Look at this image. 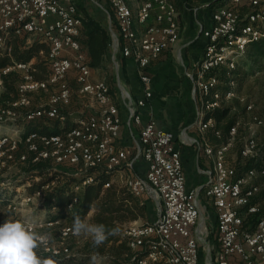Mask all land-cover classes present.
<instances>
[{
	"label": "built area",
	"instance_id": "obj_1",
	"mask_svg": "<svg viewBox=\"0 0 264 264\" xmlns=\"http://www.w3.org/2000/svg\"><path fill=\"white\" fill-rule=\"evenodd\" d=\"M86 1L106 14L110 58L115 69L119 66L116 60L119 56L136 63L141 98L134 100L120 85L117 74L115 81L116 92L127 113L125 124L139 126L137 145L121 148L116 144L123 124L120 112L112 101L113 93L106 80H92V69L79 42L82 22L73 0H0V54L10 53L8 41L12 36H24L26 44L38 40L48 47L49 66L48 76L43 81L32 78L31 63H13L0 70L1 87L6 74L21 71L23 76L16 89V99L0 103V125L15 128L12 135L8 133L10 128L0 132V171L1 159L15 160L13 152L18 151L19 144L23 149L16 160L19 163L25 162L26 155L30 154L32 164L51 161L57 166H73L77 176L85 175L90 168L115 170L119 173L116 181L126 185L134 196L152 198L157 203L152 222L146 225H133L136 223L133 222L124 228L129 248L143 251L135 264H197L200 250L205 255L204 264L264 261V204L258 202L260 196L264 200V156L259 170L238 174L226 165L225 155L235 140L240 121L230 129L225 143L213 146L205 139V132L213 123L204 119L206 112L235 97L236 83L231 76L225 79V90L221 93L218 89L220 74L223 71L233 74L246 46L264 39V0H221L211 11L207 27L197 21L198 32L206 43L199 61L192 70L185 71L193 84L192 96L198 92V138L185 136L180 141L196 145L199 153L211 163L209 169L203 170L206 176L203 197L207 206L214 209L217 247H212L208 241L199 191L185 188L173 134L159 128L150 116L143 123L139 111L152 98V80L147 70L150 62L172 48L179 38L175 0H108L111 12L99 0ZM71 85L80 97L92 101L94 106L90 112L72 117L60 111L70 103ZM49 90L52 94L48 101L29 109L23 116L24 122L32 123L45 117L63 123L69 118L68 128L58 134L29 130L20 136L23 128L13 126L20 116L18 110L28 108L31 95ZM253 109L251 104L245 107L251 118L247 123L249 136L240 149L244 158L257 156L261 147L255 139V131L261 129L264 133V118L256 115ZM215 132L219 137L220 132ZM138 161L145 163L143 177L133 173ZM91 180L86 177L82 185ZM34 195L39 204L41 193ZM76 201L74 198L68 208ZM15 206L16 202L11 200L6 208L14 209ZM1 214L2 210L0 224L3 223ZM244 217H247L246 225ZM33 219L36 221L34 230L60 227L58 243L42 247L41 256L71 253L73 247L69 240L78 238L73 235L71 226L61 225L59 219Z\"/></svg>",
	"mask_w": 264,
	"mask_h": 264
},
{
	"label": "trees",
	"instance_id": "obj_2",
	"mask_svg": "<svg viewBox=\"0 0 264 264\" xmlns=\"http://www.w3.org/2000/svg\"><path fill=\"white\" fill-rule=\"evenodd\" d=\"M99 1L108 12H111L108 0ZM220 1L202 0L203 3L208 5V9L213 7L210 9V13ZM81 22L82 29H80L79 42L81 49L86 54L87 63L91 69H103L104 63L111 61L110 36L107 28L105 24L103 25L87 14L83 15ZM8 42L11 47L10 53L7 55L0 54V70L13 63H31L30 75L33 76L32 78L37 81L46 80L49 72L48 47L38 40H32L29 44H26L24 36H12ZM116 60L118 62V57H116ZM237 66L242 67L243 71H235V75L240 74L241 76L243 74L247 77L262 71L264 69V39L249 43ZM117 75L120 78V70ZM14 76L19 79L16 84L12 82ZM22 77L21 71H13L3 76L2 103L6 101L13 102L16 99V89ZM114 80L116 79L106 80L111 92L116 90ZM236 80L239 82L240 79ZM197 102L199 103L198 98ZM35 108L18 110L20 116L13 126L23 128L20 136H23V133L29 130L37 131L40 134H58L68 128L69 118L63 123L45 117H41L32 123H25L23 116L29 109L33 110ZM244 112L245 107L237 99H231L228 105H220L219 108L206 112L204 119H210L213 123L205 132L207 142L213 146L225 143L230 129L235 126ZM215 131L220 132L219 137L215 136ZM21 148L22 145L19 144L18 151ZM263 156L264 146L260 148L256 157L247 158L237 173L241 174L250 169L259 170ZM74 169L75 167L69 165H54L51 161H40L28 166V174L39 177V181L27 180L30 184L25 188L24 196L29 197L37 192L41 193L38 206L48 210L47 220L59 219L62 221L61 225L72 227L73 218L76 215L85 220L91 214L88 223H102L107 228L116 227L119 229V233L110 236L99 248H94L91 239L86 238L80 245L75 246L67 256H52L49 254L42 256L52 257L57 261V264H90L91 257L94 255L97 258L96 262L102 260L106 262L105 264H135V259L140 258L143 251L141 249L132 251L128 246V237L123 235V231L129 223L141 221L143 225H146L154 220L155 215L152 220L149 217L148 203L143 202L141 197L134 196L126 185L119 182V180L116 181L115 170H106L103 167L90 168L85 175L77 176L74 174ZM86 177H90L92 180L82 185V181ZM106 183H109V185L104 187ZM46 186L47 188H44ZM75 187H77L76 190ZM4 190L0 189V210L2 211L6 209L12 199V192ZM74 198L77 199L76 203L68 208ZM248 217L253 220V217ZM244 218V224L246 225L247 217ZM202 257L203 253L200 250L197 264H204Z\"/></svg>",
	"mask_w": 264,
	"mask_h": 264
},
{
	"label": "crops",
	"instance_id": "obj_3",
	"mask_svg": "<svg viewBox=\"0 0 264 264\" xmlns=\"http://www.w3.org/2000/svg\"><path fill=\"white\" fill-rule=\"evenodd\" d=\"M201 0H175L177 9V23L179 38L176 44L167 50H164L159 56L152 60L148 66V74L151 78V92L152 98L148 100L145 107L139 109L142 115V122L144 123L150 116L154 119L156 125L165 130L170 131L174 136L175 147L180 154L181 165L185 178V188L187 190L197 189L200 193V202L202 208H209L203 197V186L206 181V176L203 170L211 167L210 161L202 154L199 153L196 145L189 142L182 143L181 137L198 138L197 134V107L193 100L191 92L190 80L186 77L185 71L192 70V67L199 61L203 54L206 39L201 36L196 29L197 21H200L204 27H207L210 22V9L193 10L191 12L188 8L192 7L194 2ZM77 6V11L82 19L84 14L90 16L89 4L84 0H73ZM202 2V1H201ZM205 4V3H204ZM186 7H185V6ZM187 6H190L187 8ZM206 6V5H203ZM81 9V10H80ZM97 9V8H96ZM99 11V9H97ZM91 17V16H90ZM196 23V24H195ZM180 56V62L179 58ZM106 62V61H105ZM120 67L116 70L111 61L104 63L103 69H92V80L105 79L109 69H113L115 73L120 70V81L122 86L128 89L133 99H139L142 96L141 86L137 76L136 63L131 59L118 57ZM114 73V77L115 74ZM254 75H257L255 73ZM253 75V76H254ZM112 101L117 106L119 117L122 121L121 129L118 133L116 144L121 148H132L138 143L139 126L131 125L128 127L125 124L127 117L126 109L120 99V96L115 91L112 92ZM88 112L91 110V105L88 107ZM258 110V109H257ZM253 112L264 118V108L260 112ZM240 124L238 129L247 124L242 119H239ZM239 132V131H238ZM264 136L261 129H256L255 139L259 141L260 137ZM237 137V136H236ZM236 139L225 155V163L227 166L238 171L243 166L247 158L240 155H234V145ZM145 172V163L138 161L134 166V175L143 177ZM119 174V173H118ZM116 173L115 177H118ZM23 199V198H21ZM258 202L264 204L263 197L258 198ZM214 211V209H212ZM213 224L215 233L214 239L216 240V217L214 213ZM207 231L211 229V224H207ZM208 241H209V236ZM210 243V242H209ZM211 245V244H210ZM212 247H217V242L212 243ZM253 264H264V261L256 260Z\"/></svg>",
	"mask_w": 264,
	"mask_h": 264
},
{
	"label": "rangeland",
	"instance_id": "obj_4",
	"mask_svg": "<svg viewBox=\"0 0 264 264\" xmlns=\"http://www.w3.org/2000/svg\"><path fill=\"white\" fill-rule=\"evenodd\" d=\"M86 2V0H84ZM202 1V0H201ZM194 2V4H192V7L188 8V10H190L191 12H193V10H201V9H207L208 5L204 4L203 2ZM90 5L89 7V11H90V16L98 21H100L103 25L105 24L106 21V14H104L103 11L97 10V6L94 5L93 3L87 1ZM219 4V3H218ZM206 5V6H203ZM185 6V5H184ZM186 7V6H185ZM97 8V9H96ZM213 7H210V9ZM200 22V21H199ZM196 24V23H195ZM196 29L198 30V26L196 24ZM179 58V62L181 61L180 56H178ZM236 71H243L242 67H238L236 69ZM114 71L113 69H109L108 74L105 77V80H110V79H114ZM117 74V73H115ZM116 76V75H115ZM228 76H231V78L234 79L235 83H236V94L235 97L233 99H237L239 101V103L241 105H243L244 107H246L247 104H251L254 109H256V112H260L261 108L263 110L264 108V69L260 72L257 73V75H252V76H245V75H241L240 74H228L225 71H223L220 74V78H219V84L220 86L218 87V89H220L221 93L225 90V86H224V82H226L225 79L228 78ZM97 77L99 78V75H97ZM114 77V78H112ZM97 78V79H98ZM236 79H240L239 82ZM12 82H15V84L17 83V81L19 80L17 76L12 77ZM115 81V80H114ZM120 85L122 86L121 81L119 80ZM191 83V91L193 88V84ZM115 87H116V81H115ZM123 87V86H122ZM127 92L128 89H126L125 87H123ZM3 88L0 86V103H2L1 100V94H2ZM71 91H72V95H71V99H70V103L64 107H61L60 111L63 113H68L67 115H72L75 116L78 113H87L88 112V108L90 105L94 106L92 101L90 99L87 98H83L80 97L76 91H75V86L71 85ZM130 93V92H129ZM51 91H47V92H43V93H39V94H33L31 95L30 98V104L28 106V108H33V107H38L39 105H44L50 95H51ZM197 95L198 92L195 91V94L193 96V100L195 102V105L197 107V109L199 108V103L197 102ZM229 101H223L220 105H228ZM253 109V110H254ZM258 109V110H257ZM243 121H245L246 123L250 122V113L249 112H244V114H242V116L239 117V119H242ZM9 126V125H7ZM6 125H0V132L3 131V129L5 128H10V131H8V133H10L11 135L14 133L15 128L14 127H7ZM247 124L245 125V127L242 125L239 129H238V134L236 137V143L233 147L234 149V155L235 156H239V151H241V147L243 145V143L246 141V139L249 136V131L247 128ZM259 147L264 146V136L261 135L259 141H257ZM23 152V149L21 148L19 151H15L13 152V157L15 160H9V159H1V163H2V169L0 171V189H5L4 191L6 192H12L11 200H14L16 202V206L14 209H5L4 211H2L1 214V222H4L5 219L8 217L14 218V219H25V218H42V219H47L46 217L48 216V210L41 208L40 206H38V202L39 199L37 197H31L30 199H25L24 194H25V188L30 184L29 181L27 180H34V181H39V177H35L32 175H30V173L28 174V166L32 165L31 160H32V155L27 154V160H25V162L23 163H19L17 162V157L18 155H20V153ZM26 181V182H25ZM23 198V199H21ZM141 200L145 203H148L147 207L149 208V217H151V220L154 218V215L156 216V212H157V203L155 202L154 199L152 198H148L146 199V197L142 196ZM202 212L203 215L205 216L206 220H207V224H211V229L209 230L208 236L209 237V242L212 245V243H216V240L214 239V225L213 224V217H214V211L212 209L209 208H202ZM91 214H89L86 218L85 221L88 222L89 216ZM141 221H137L136 223H133V225H139L141 224ZM60 227H37L35 229V231H37L38 233L44 234V233H48L51 235L52 237V242L50 243V245H56L58 243V231H59ZM208 228V227H207ZM86 238L89 237H85V236H78V238H73L71 240H69V244H71V247H75L80 245ZM202 251V250H201ZM203 253V252H202ZM204 254H203V260H204ZM212 258V255H211ZM202 262V261H201ZM204 262V261H203ZM106 262H103L102 260H98V262H96V264H105Z\"/></svg>",
	"mask_w": 264,
	"mask_h": 264
},
{
	"label": "clouds",
	"instance_id": "obj_5",
	"mask_svg": "<svg viewBox=\"0 0 264 264\" xmlns=\"http://www.w3.org/2000/svg\"><path fill=\"white\" fill-rule=\"evenodd\" d=\"M33 218L14 219L8 217L0 224V264H57L52 257H44L39 250L47 248L52 242L48 233H38ZM71 231L74 236L89 237L94 248L103 245L110 236L119 233L116 227L107 228L104 224L88 223L79 215L73 218ZM92 256L90 264H96Z\"/></svg>",
	"mask_w": 264,
	"mask_h": 264
}]
</instances>
